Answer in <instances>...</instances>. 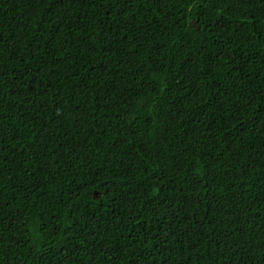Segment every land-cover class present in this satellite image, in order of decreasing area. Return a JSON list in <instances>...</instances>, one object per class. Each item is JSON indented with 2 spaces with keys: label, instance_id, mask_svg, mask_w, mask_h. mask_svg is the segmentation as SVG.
<instances>
[{
  "label": "trees",
  "instance_id": "trees-1",
  "mask_svg": "<svg viewBox=\"0 0 264 264\" xmlns=\"http://www.w3.org/2000/svg\"><path fill=\"white\" fill-rule=\"evenodd\" d=\"M0 264H264V0H0Z\"/></svg>",
  "mask_w": 264,
  "mask_h": 264
}]
</instances>
